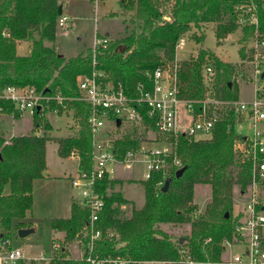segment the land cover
<instances>
[{
    "label": "trees",
    "instance_id": "1",
    "mask_svg": "<svg viewBox=\"0 0 264 264\" xmlns=\"http://www.w3.org/2000/svg\"><path fill=\"white\" fill-rule=\"evenodd\" d=\"M59 4L58 0H0V91L8 86L32 87L45 98H50L41 102V109H35L30 133L6 140L0 131V242L10 240L12 229L18 232L31 228L23 219L32 209L33 182L43 177L46 171V143L52 140L53 128L44 120L45 113L61 116L72 112L78 130L56 139L58 155L68 158L74 154L78 160V171H88L91 167L92 136L87 125L90 106L79 99L77 81L93 71V52L89 48L76 57H66L57 52ZM248 6L254 7L257 24L256 28H241L238 59L242 63L247 57H252L253 51H246L243 44L255 32L257 40L263 42L259 58L263 73L264 3L261 0H120L121 11L132 13L129 20L132 29L126 28L125 36L119 40H108L107 47L95 53V68L104 72L112 83L120 84L126 95L135 97L138 85L150 87L148 76L155 68L167 63L173 67L176 44L182 36H187L193 29L212 25L214 39L220 42L239 26L238 9ZM189 37L200 44L204 35L192 33ZM24 41L29 42L30 52L19 56L17 45ZM206 66L213 69L209 86L205 85L202 75ZM176 72L180 97L185 100H238L236 78L239 68L221 61L212 52L200 49L195 57L178 63ZM261 74L258 80L264 78ZM256 94L264 98V92L257 91ZM56 96L62 98L60 103L56 102ZM194 108L198 111L201 105ZM0 109L5 115L20 116L10 101L0 100ZM212 110L211 106L209 111ZM217 113L219 120L208 139L195 140L183 135L176 140L167 138L174 143L175 157L185 170L176 178L178 169L170 167L166 173L160 172L149 181H141L145 197L141 209H135L132 201L115 191V186L120 184L118 180L106 174L97 183L104 208L96 226L104 235L113 234L112 238L98 243L102 256L174 259L179 248L188 247L202 258L204 250L212 247L214 258L221 250L220 242L231 239V191L233 187L237 192L245 189L249 170L232 148L234 141L239 139L236 132L238 118L228 109ZM113 119L117 126V120ZM39 128L42 134L36 135ZM135 129L115 141V148L121 155L145 141L143 134ZM166 181L169 184L163 192ZM260 184L263 187L261 208L264 210V180ZM197 185L211 188V203L203 216H196L198 210L193 203ZM6 187L9 193L4 195ZM88 216L86 208L72 202L68 218L51 221L53 244L60 248L53 252L49 264H88L71 256L67 250V246L76 243L79 249L86 246L84 229ZM188 222L191 223L188 237L174 239L160 228L161 225ZM208 239L212 243L205 246Z\"/></svg>",
    "mask_w": 264,
    "mask_h": 264
},
{
    "label": "built area",
    "instance_id": "2",
    "mask_svg": "<svg viewBox=\"0 0 264 264\" xmlns=\"http://www.w3.org/2000/svg\"><path fill=\"white\" fill-rule=\"evenodd\" d=\"M238 11V24L256 28L253 6L239 8ZM67 22L68 19L61 15L58 26L64 27ZM253 36L255 42L252 48L259 49L256 54L261 58L263 42L257 40L255 32ZM186 41L187 36H182L175 51L183 50ZM107 44V38L95 37L91 48L93 71L77 81L81 95L79 99L90 106L87 125L92 136L91 167L88 171H77V176L71 179V186L79 195L76 203L89 212L84 229L87 243L80 250L79 259L88 264H264V210L261 208L263 187L260 184L264 180V98L256 94L260 89L254 90V96L248 102L185 100L180 97L176 72L178 63L174 61L173 67L168 65L167 68H155L148 76L150 87L140 84L137 86V95L129 97L120 84L112 83L104 72L95 68V53L105 49ZM261 73V68L255 69L253 78L258 80ZM202 75L205 85L209 86L213 79V69L210 66L204 67ZM0 100L12 102L20 116L26 113L32 116L35 109L42 108L41 102L50 98H45L32 87L8 86L0 91ZM55 100L60 103L62 98L56 96ZM195 105H201L200 110L196 111ZM211 106L213 110L209 111ZM222 109L232 111L238 118L236 132L239 139L234 141L232 148L240 161L248 166L249 182L243 191L237 192L240 207L232 211V237L220 242L218 255L213 258L214 250L209 247L204 250L202 258H198L190 248L181 247L174 259L140 260L122 255L102 256L98 243L112 238L113 234L104 235L96 226L104 208V199L97 191V183L106 174L110 177L115 168L131 171L133 166L140 165L143 172L141 181H149L160 172L166 173L170 167L179 170L181 164L175 157L174 143L167 138L176 140L179 135H183L200 140L196 138L198 133L210 136L219 120L217 111ZM2 115L0 109V118ZM113 118L120 122L119 126L115 125ZM127 126L147 129L156 137L153 142L144 141L139 147L121 155L117 148L110 145V141L103 138ZM241 126H245L246 134L242 132ZM71 157L76 158L74 154ZM211 243V239H208L204 245ZM59 248L58 244H53V252ZM53 252L48 264L53 258ZM45 261L44 254L28 258L23 250L12 249L10 240L0 242V264H38Z\"/></svg>",
    "mask_w": 264,
    "mask_h": 264
},
{
    "label": "rangeland",
    "instance_id": "3",
    "mask_svg": "<svg viewBox=\"0 0 264 264\" xmlns=\"http://www.w3.org/2000/svg\"><path fill=\"white\" fill-rule=\"evenodd\" d=\"M261 1L264 3V0ZM58 2L62 4L64 10L62 16L66 17L68 22L64 27H58L55 49L59 54L66 57H76L87 49L92 48L96 36L114 41L125 36L126 28L132 29V25L129 23L132 13L121 11L120 0H58ZM242 27L243 25L239 24L235 32L227 35L220 42H216L214 39L212 25L204 26L198 30L193 29L190 34L195 33L197 36L204 35L203 41L197 44L189 37L190 34H188L183 50L176 52L174 61L180 63L191 56L195 57L200 49L212 52L221 61L231 63L239 68L236 78L238 86L237 101L248 102L254 96L256 88L264 92V78L262 80L253 78L254 70L260 69L258 65L259 57L256 54L259 49H253L255 42L253 34L243 44L246 51L253 47V56L247 57L242 63L238 59ZM28 46L29 42H22L17 54L19 56H26ZM168 65L167 63L160 66L168 67ZM11 119L2 116L0 118V131L6 140L31 132L33 118L29 113H26L23 117L19 116L18 118L14 117V120ZM44 120H47L53 128L51 134L52 140L46 143V168L48 176H43L33 182L32 209L23 219V222L27 226H31L30 229H33L34 232L23 238H19L17 231L12 229L10 236L11 248L23 250L28 258H36L40 254H44L46 261L38 264H48V260L51 258L53 252L54 234L50 227L51 221L53 219L68 218L71 203H76L79 200L78 192L71 186V179L77 176L78 160L71 156L68 158L59 157L56 142V139L67 137L78 130V126L72 118V112L61 116H58L56 113L47 112L44 115ZM241 127L242 132L246 134L247 130L245 126ZM133 129L135 128L127 126L120 129V131L114 130L112 134H109L107 137L105 136L103 140L110 141V145L115 147V141L121 139L124 134L132 132ZM135 130L143 134V138L147 142H153L154 137H156L153 133L147 131V129L145 131L143 128ZM36 133V135H41V128L37 129ZM196 138L205 140L209 136L206 133H198ZM116 171L117 173L113 179L118 180L120 184L115 186V191L119 190L118 192H120L123 189L125 196L133 202L134 208L137 210L141 209L145 201L144 189L141 182L143 176L142 167L140 165L133 166V174H129L131 171L124 170L123 168H117ZM8 193L9 189L6 187L4 195ZM239 200L237 188L233 187L231 191L232 211L239 209ZM193 203L197 206L198 210L196 216H203L207 206L211 203L210 186H195ZM160 228L163 232L176 239L190 235L191 223L161 225ZM58 238H61V235H58ZM77 246V243L76 245L67 246L70 255L75 258H79L81 250Z\"/></svg>",
    "mask_w": 264,
    "mask_h": 264
},
{
    "label": "water",
    "instance_id": "4",
    "mask_svg": "<svg viewBox=\"0 0 264 264\" xmlns=\"http://www.w3.org/2000/svg\"><path fill=\"white\" fill-rule=\"evenodd\" d=\"M58 15H59V16L62 15V4H59V6H58ZM263 77H264V72L261 74V78H263ZM37 110H39V108H37ZM119 123H120V122L117 121V126H119ZM184 170H185V168H180V169L176 172L175 177H176V178H179V177L182 175V173L184 172ZM45 175H46V173L44 172V173H43V176H45ZM168 184H169V181H166L165 184H164V186H163V188H162V191H163V192H165V191L167 190ZM33 232H34L33 229H21V230H18V232H17V236H18L19 238H23V237H25V236H27V235L33 233ZM180 242L182 243V242H183V239H181Z\"/></svg>",
    "mask_w": 264,
    "mask_h": 264
},
{
    "label": "crops",
    "instance_id": "5",
    "mask_svg": "<svg viewBox=\"0 0 264 264\" xmlns=\"http://www.w3.org/2000/svg\"><path fill=\"white\" fill-rule=\"evenodd\" d=\"M63 8H62V13H63ZM22 42H20V43H18V45H17V52L19 51V48H20V44H21ZM29 52H30V45L28 46V48H27V51H26V53H27V55L29 54ZM2 117H6V118H8V119H10V118H12L11 120H14L13 118H14V116L13 115H5V114H3L2 115ZM23 117V116H22ZM37 134V133H36ZM21 135H23V134H21ZM20 136V135H19ZM15 137V136H14ZM12 138V137H11ZM10 139V138H9ZM8 139V140H9ZM116 169L117 168H115L114 169V173L112 174V175H110V177H111V179H113L114 178V176H115V174L117 173V171H116ZM46 175L44 176V177H47L48 176V173H47V168H46ZM128 173V172H127ZM132 173V170H131V172H129V174H131ZM133 174V173H132ZM122 190V191H121ZM120 190V192H122V194H123V196H124V198L125 199H127V200H129V201H131L130 199H128L126 196H125V194H124V192H123V189H121ZM119 191V190H118Z\"/></svg>",
    "mask_w": 264,
    "mask_h": 264
}]
</instances>
